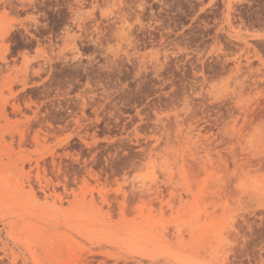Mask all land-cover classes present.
<instances>
[{"label": "rangeland", "instance_id": "374dc122", "mask_svg": "<svg viewBox=\"0 0 264 264\" xmlns=\"http://www.w3.org/2000/svg\"><path fill=\"white\" fill-rule=\"evenodd\" d=\"M0 264H264V0H0Z\"/></svg>", "mask_w": 264, "mask_h": 264}]
</instances>
